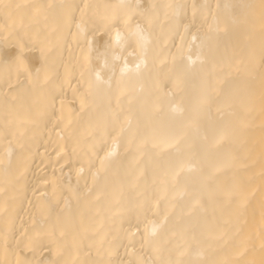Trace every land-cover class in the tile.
Returning <instances> with one entry per match:
<instances>
[{
	"label": "bare ground",
	"instance_id": "6f19581e",
	"mask_svg": "<svg viewBox=\"0 0 264 264\" xmlns=\"http://www.w3.org/2000/svg\"><path fill=\"white\" fill-rule=\"evenodd\" d=\"M0 264H264V0H0Z\"/></svg>",
	"mask_w": 264,
	"mask_h": 264
},
{
	"label": "clouds",
	"instance_id": "9594fccd",
	"mask_svg": "<svg viewBox=\"0 0 264 264\" xmlns=\"http://www.w3.org/2000/svg\"><path fill=\"white\" fill-rule=\"evenodd\" d=\"M97 79H98V80L100 79L99 76H97Z\"/></svg>",
	"mask_w": 264,
	"mask_h": 264
}]
</instances>
